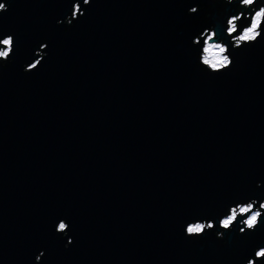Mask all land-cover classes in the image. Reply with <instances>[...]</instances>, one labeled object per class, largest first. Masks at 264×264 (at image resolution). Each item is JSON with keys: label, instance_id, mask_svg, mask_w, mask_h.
Returning a JSON list of instances; mask_svg holds the SVG:
<instances>
[{"label": "water", "instance_id": "water-1", "mask_svg": "<svg viewBox=\"0 0 264 264\" xmlns=\"http://www.w3.org/2000/svg\"><path fill=\"white\" fill-rule=\"evenodd\" d=\"M7 2L0 264L41 251L40 264H245L264 247V220L217 238L230 206L264 201V37L216 75L193 42L215 28L231 48L238 3L79 0L85 15L69 25L75 0ZM41 44L47 56L24 71ZM194 220L216 227L188 237Z\"/></svg>", "mask_w": 264, "mask_h": 264}, {"label": "clouds", "instance_id": "clouds-1", "mask_svg": "<svg viewBox=\"0 0 264 264\" xmlns=\"http://www.w3.org/2000/svg\"><path fill=\"white\" fill-rule=\"evenodd\" d=\"M91 2L92 0H83V5L87 6ZM224 2L228 4L238 3L239 7L245 10L227 18V26L224 31L226 36L230 38L229 42L232 47L230 48L228 44L219 39V34L215 28H205L200 37L193 41L196 45H200L201 39H203V46L199 51V65L213 75L228 71L232 67L234 64L231 56L233 49L257 43L264 37V2L261 0H224ZM258 4L259 7H257ZM8 10L7 0H0V19H2V14ZM188 12L189 14L197 13L198 6L189 8ZM83 15H85L84 8L79 0H75L71 17L67 18V23L71 25L73 20ZM242 19L250 20V23L241 27ZM57 23L62 24L64 21L58 20ZM0 36H2L0 38V73H2L3 64L11 59L15 50V39L13 35H2V30H0ZM47 47V44L40 45V49L35 53L38 58L27 64L24 71H35L41 65L47 56L45 51ZM257 204H259L258 208L256 207ZM262 220H264V201L252 199L247 203H236L229 207L226 215L219 218V228L223 231L217 232V238L222 239L224 232L231 231L238 223L241 225L240 233H244L246 230L255 231ZM215 227L216 223L213 220H194L188 222L183 231L188 237H199ZM69 228L70 225L62 219L56 225V232L66 236ZM72 243L73 240L69 237L65 247ZM44 255L45 253L41 251L35 257L36 264H40ZM258 260H264V247L257 248L254 257H249L245 264H256Z\"/></svg>", "mask_w": 264, "mask_h": 264}, {"label": "built area", "instance_id": "built-area-1", "mask_svg": "<svg viewBox=\"0 0 264 264\" xmlns=\"http://www.w3.org/2000/svg\"><path fill=\"white\" fill-rule=\"evenodd\" d=\"M258 208V207H257Z\"/></svg>", "mask_w": 264, "mask_h": 264}]
</instances>
